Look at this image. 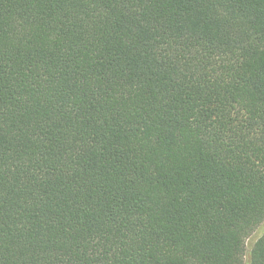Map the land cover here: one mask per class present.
<instances>
[{
	"label": "trees",
	"instance_id": "1",
	"mask_svg": "<svg viewBox=\"0 0 264 264\" xmlns=\"http://www.w3.org/2000/svg\"><path fill=\"white\" fill-rule=\"evenodd\" d=\"M264 0H0V264H264Z\"/></svg>",
	"mask_w": 264,
	"mask_h": 264
},
{
	"label": "rangeland",
	"instance_id": "2",
	"mask_svg": "<svg viewBox=\"0 0 264 264\" xmlns=\"http://www.w3.org/2000/svg\"><path fill=\"white\" fill-rule=\"evenodd\" d=\"M264 231V221L261 225L257 228V230L250 236L246 241V250H248L253 242L263 233Z\"/></svg>",
	"mask_w": 264,
	"mask_h": 264
}]
</instances>
